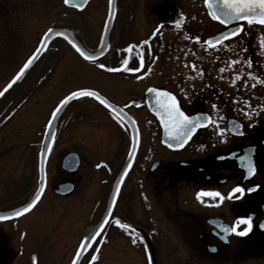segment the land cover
<instances>
[{
	"label": "flooded vegetation",
	"instance_id": "flooded-vegetation-1",
	"mask_svg": "<svg viewBox=\"0 0 264 264\" xmlns=\"http://www.w3.org/2000/svg\"><path fill=\"white\" fill-rule=\"evenodd\" d=\"M35 3L36 0H0V38H15L22 6ZM181 14L184 20L177 28L173 21L178 20ZM52 24L71 26L69 22L62 21H53L48 26ZM234 24L223 25L212 19L204 0H119L110 50L103 58L87 62L64 39L55 37L42 59L43 62L54 40L63 42L67 50L59 54L56 67L46 72L48 81L42 86L59 89L61 84L53 79L65 82L68 75L63 67H74L78 62L82 71L94 82L78 87L95 89L126 109L135 118L141 138L143 134L158 135L160 138L164 131L161 123L146 107L145 92L149 87L171 91L182 110L189 115L210 114L218 120L219 127L224 128H232L236 122L241 125L235 131L225 132L223 137L217 135L216 126L200 128L181 149H169L159 143L171 156L158 160L148 158L146 168L151 163L149 173L145 169L147 175L142 180L148 189L142 192V197L147 215L152 220L151 230H160L161 223L156 218L161 217L166 231H176L171 243L160 239L142 240L151 257L159 254L154 248L150 250L156 244L162 249L164 259V252L167 253L165 249L169 246L171 253L168 257L181 258L187 263L214 260V257L232 260V256L239 254L244 247L241 245L242 236L229 233L227 239H223V232L216 225L231 226L237 217L246 215L251 205L259 208L264 203V145L260 143L264 135V119L257 115L263 93L259 83L247 76V72L251 71L264 78V49L260 46L264 25L242 22L245 30L238 36L226 39L216 47L203 43ZM77 35L82 38L78 32ZM196 36L200 37L199 41L193 39ZM144 40L149 41L148 45H141L140 42ZM97 43L98 39L93 47ZM129 44L140 45L143 49L144 67L139 72L107 70L119 68L125 58L129 60L128 67H140L136 55L139 49L134 48L131 53L125 51ZM149 48L151 55L148 54ZM4 50L1 48L0 53ZM249 59L251 67L244 62ZM232 60L238 63L229 66ZM101 63L106 64L107 68L101 69ZM237 73L240 79L233 84V76ZM73 74L75 76V69ZM50 77L53 79L49 84ZM253 84L256 85L254 88ZM72 89L51 100L49 106L45 104L44 96H28L16 106V109H23L21 118L17 120L13 117L15 113L8 112L13 101L8 110L0 115V147L4 145V139L11 140L8 142L9 148L4 151L18 154L15 158L0 157V210L20 207L34 194L39 181L37 150L43 128L57 102ZM18 96L19 93L14 100ZM150 97L152 100V95ZM32 98L37 100L31 106L25 104ZM213 104L217 105L216 109H213ZM242 109L251 115H245ZM38 121H41V126L36 136H29L25 140L30 134V126H35ZM127 143L124 125L97 101L82 97L72 103L60 122L46 159V186L41 199L28 213L0 221V264H33V255L37 258L36 264H69L88 220L99 206L125 153ZM252 146H255L252 155L255 172L245 177L244 171L238 167V160L243 149ZM89 153L93 154V159L87 156ZM231 153L235 155L230 156ZM137 155L122 182L110 219L114 221L118 218L130 224L134 231H139L135 224L132 176ZM68 156L70 158L67 159ZM221 156L225 158L219 159ZM65 157L68 162L64 165ZM101 161L107 166L97 168ZM153 162H157V165L151 169ZM237 184L259 187L238 200L228 198V192ZM201 189L217 190L225 199L217 203L218 198L204 197L208 203H202L196 198V192ZM263 218L264 211L260 209L253 219L251 230V233L255 231L258 234L262 244L264 231L259 230L256 224ZM132 230L121 229L110 222L96 245L100 242L110 243L111 239L104 240L102 237L105 233L112 235L113 231H119L123 241L130 242L127 246L131 247V240L125 236H131ZM246 236H250V233ZM113 242L119 243V240L116 238Z\"/></svg>",
	"mask_w": 264,
	"mask_h": 264
},
{
	"label": "rangeland",
	"instance_id": "rangeland-1",
	"mask_svg": "<svg viewBox=\"0 0 264 264\" xmlns=\"http://www.w3.org/2000/svg\"><path fill=\"white\" fill-rule=\"evenodd\" d=\"M21 14L19 19L18 28L16 31L15 38L6 39L0 38V49L5 50L0 53V87L3 83L8 80L19 68L26 57L31 53V51L36 46L39 39V35L53 21L69 22L72 27L76 29L79 36L83 39L82 41L87 44L88 47H93L98 39L100 33L101 25L105 16L106 11V0H90L88 4L82 10H75L71 8H66L63 5L62 0H36L35 4H24L21 8ZM16 47V49H14ZM56 49V51H54ZM67 46L63 42L56 39L52 42L50 50L47 53L42 64L39 65L36 72H34L28 80L25 82L19 96L13 101V106L8 112L15 113L14 120L16 118H21V111L23 109H16V106L21 100H24L30 95L38 94L40 97L44 96L46 99L45 104L47 106L51 104V100H55L59 95L66 92L69 89L76 88L80 85L93 84L90 77L86 75L81 69V65L77 62L76 66L66 65L63 67L64 73L68 75L67 80L61 82V80H54L51 78L50 82L53 81L61 84V87L52 90L43 87L42 83L48 81L49 75L46 74L52 68H55L58 64V57L60 53L65 52ZM263 65H264V54H263ZM75 69V76L73 74ZM264 69V67H263ZM74 76V78H73ZM70 78V79H69ZM38 79V80H37ZM40 79V80H39ZM91 81V82H90ZM55 83V84H56ZM260 85V90L263 93L262 100L258 104L257 115L259 118L264 119V85ZM49 86V85H48ZM40 97L38 99H40ZM37 99L32 98L25 104L31 106ZM29 113L27 116H29ZM8 115V113H7ZM13 120V121H14ZM41 121L35 123V126L31 125L30 134L26 136L29 139L32 135L36 136L38 130H40ZM40 123V125H39ZM13 132V129H11ZM30 136V137H29ZM5 138H8L7 136ZM159 136L151 134H143L141 138V143L139 146V153L134 166L133 180L135 188V224L139 231H136L142 237L150 239H160V241L170 242L175 236L176 231L174 229L166 231L164 228V222L156 218L158 223H161L160 230H151L150 224L152 220L147 215V208L144 205V200L142 197V192L146 191L145 183H143V177L146 173H149L150 164L146 168L148 158L160 159L163 156H171L170 153L164 150L159 144ZM11 141V140H10ZM8 139H4L5 142L2 147H0V157L1 158H15L18 154L14 155L15 152L7 153L5 148H9L10 142ZM13 141V140H12ZM13 145V144H12ZM11 151V150H8ZM88 157L93 159V154H87ZM89 170L88 167H85ZM146 169V173H145ZM174 218V215H171ZM154 218V216L152 217ZM165 221V220H164ZM167 221V220H166ZM165 221V222H166ZM242 227V226H241ZM157 229V228H156ZM155 229V230H156ZM250 236H242L241 252L232 256V260H219V257H214V260H199V261H188L189 264H264V243L262 244L261 238L255 231L249 232ZM107 234V235H106ZM121 232L113 231L112 235L109 232L105 233L102 237L104 240L111 239L110 243L100 242L91 250V254L97 255L98 259L93 262V264H149V258L147 254V249H145L144 243L137 237L132 235L126 238L130 239L132 242L133 238L137 239V243L129 247L127 244L130 242L123 241L120 236ZM119 240V243L113 242L114 239ZM123 242H122V241ZM166 242V243H167ZM264 242V241H263ZM102 243V244H101ZM72 244V250H73ZM169 243H167V246ZM154 247H150V250H156L157 255L153 256L150 261L151 264H188L186 261H181V258H170L168 254L171 253V247L165 249L166 259L162 255V249L156 244ZM263 246V247H262ZM262 247V248H261ZM153 253V252H152ZM90 259V256H88Z\"/></svg>",
	"mask_w": 264,
	"mask_h": 264
},
{
	"label": "snow or ice",
	"instance_id": "snow-or-ice-1",
	"mask_svg": "<svg viewBox=\"0 0 264 264\" xmlns=\"http://www.w3.org/2000/svg\"><path fill=\"white\" fill-rule=\"evenodd\" d=\"M87 0H83L82 3H78L75 6L77 8H82L84 6V3H86ZM65 4L72 3V0H64ZM112 0H109V5H111ZM205 6L210 9L209 15L214 19L219 21L221 24L229 25L233 21H245L248 25H252L254 23L259 25H264V0H204ZM184 20L183 14L180 15V18L178 20L173 21L175 26L177 28L181 27V24ZM244 25L237 23L234 24L231 28H228L227 30L220 32L219 34L209 37L207 40L203 41L205 45H209L212 47H216L219 44H221L224 40L230 39L232 37L238 36L240 33L244 31ZM53 34L58 36H66V33L64 32H56L53 28H48L47 31L44 32L39 45L36 47V49L32 52V54L27 58V60L23 63V65L18 69V71L15 73V75L7 82V84L0 89V97L4 96L5 93L9 91L15 85L18 81H20L26 74V72L29 70V68L33 65V63L38 59L40 53L44 51L47 47V41L50 36ZM153 35H156V32H153ZM196 41L200 40L199 36L193 37ZM72 43V46L75 48V50L80 54V56L84 57L87 60L95 61L96 55H93L92 53H89L85 51L75 40H70ZM141 45H148L149 41L144 40L140 42ZM261 49H264V37L261 38ZM139 49V51L136 52V55L139 57V63L140 67L134 68V67H128L129 60L128 58H125L121 61L119 68H107L106 64H99V67L101 69L107 68L109 71H120L124 70L127 72H139L141 68L144 67V51L140 47V45H132L129 44L127 46V49L125 51L131 53L133 49ZM148 54L151 55V49L149 48ZM100 55H103V53H100ZM246 64L251 67V60L244 61ZM238 63V61L232 60L230 61L229 66L232 64ZM150 67V66H149ZM193 68H195V65H192ZM224 69H221L223 71ZM202 71V70H201ZM247 76L250 78L255 79L259 84L264 85V78H261L260 76L254 75L253 72L249 71L247 72ZM137 79H140L139 76H137ZM240 79L239 74H235L232 79V83L235 84L237 80ZM247 83V81H245ZM256 85L253 84L252 87L254 88ZM147 91L152 95V100L154 101V104L152 105L156 116L159 118V121L164 129V135L167 139L164 140V143L167 145L168 148L171 149H181L183 148L188 142L192 139L193 135L197 132L200 128H205L209 126H216L217 135L223 137L225 132L228 131H235L236 129L240 128L241 125L236 122L232 128H224L219 127V122L217 119H214L212 115L207 113H197L195 115H189L185 111L182 110L180 103L177 100V97L168 90H164L157 87H149ZM80 97H94L101 105H104L106 108L111 110L112 116L121 124H124L125 120L133 126L132 131L133 134L131 136V143L128 150V159L127 163L123 167V169L120 171L118 178L116 179V183L114 186V189L111 194V201L110 205L107 208L106 214L103 216V221L99 223L97 227H95L91 234L85 236L81 241L79 242V246L74 254V257L71 261V264H93L98 257L95 254L89 253L90 259L88 256H85L84 253L88 252L89 247H94V245L91 244V241H96L98 237L102 235V230L105 228V225L114 222L116 225H118L121 229L125 230H132V226L128 223L122 222L120 219L110 220L111 213H112V207L116 203L117 194L120 191L121 184L124 181L125 176L127 175L129 169L132 167L133 159L136 153V150L138 148L139 144V134L138 129L135 127L136 121L134 119H131L127 116V113L124 111V108L112 104L106 97H104L100 92L91 89V88H78L76 90L70 91L67 95H65L62 99L59 100L55 108L52 110L50 118L47 122L48 127H51L52 121L57 117L58 113L63 109L65 105H68L71 101L74 99H78ZM135 103V102H132ZM247 104L248 102L245 101ZM213 109H216L217 105H212ZM262 108H264V105H261ZM245 111V115H251V113ZM255 112V109L252 110ZM242 134V133H241ZM49 135H51L53 138L55 137V132H50ZM48 150H51L52 143H48L46 145ZM201 148L204 147V145H200ZM230 155H235V153H231ZM224 156L219 157V159H224ZM239 159L243 162V167L247 171V175L250 177L255 172V165L251 159V157L248 156L247 153H245L243 156H240ZM102 165L107 166L104 164L103 161H101L100 164H97L96 167L99 168ZM155 167V165H153ZM40 184L35 189L34 194L32 195L31 199L22 204L20 207H17L15 209H12L6 213H0V221H6L11 220L16 217H20L26 213H28L30 210L34 208V206L37 205L38 201L41 199L42 194L45 190V176H44V160L43 156L40 161ZM259 187L258 185L253 187H244L240 184H237L231 190L228 192L227 197L230 199L238 200L242 198L245 193H250L256 190V188ZM238 194V195H237ZM204 197L209 198H218L216 200L217 203L222 202L225 197L224 195L217 191V190H204L201 189L196 192V198L200 200L202 203H208V201L204 200ZM215 223V222H213ZM243 226V227H241ZM216 227L220 228V230L224 233H233L238 236H246L253 227V217L251 215L246 216H239L236 218L235 222L231 226L226 225H216ZM261 229H264V223H261L259 225ZM131 235L133 237L139 238V240H143V237L140 236V234L134 230L131 231ZM223 239H227V236H223ZM132 243H137V239L133 238ZM147 247V246H146ZM83 257V260L81 259ZM33 264H36L37 258L35 255H33ZM149 264H151V261H149Z\"/></svg>",
	"mask_w": 264,
	"mask_h": 264
},
{
	"label": "water",
	"instance_id": "water-1",
	"mask_svg": "<svg viewBox=\"0 0 264 264\" xmlns=\"http://www.w3.org/2000/svg\"><path fill=\"white\" fill-rule=\"evenodd\" d=\"M89 0H87L86 3H84V6L88 3ZM118 1L119 0H112V3L111 5H109V0H107V5H106V13H105V18H104V21H103V24H102V27H101V32H100V36H99V40H98V43H97V46L93 49H88L84 43L82 42V40L78 37L77 35V32L74 28L68 26V25H61V24H52L50 25L48 28H53L55 29L56 32H64L66 33V36H58V35H55L53 34L52 36L49 37L48 41H47V47L49 45V43L55 38V37H61L63 38L74 50L75 48L72 46V43L70 42V40H75L85 51L89 52V53H92L93 55H96V60H99L101 59L102 57H104L106 55V53H108L109 49H110V45H111V36H112V31H113V27H114V21H115V17H116V12H117V6H118ZM64 2V0H63ZM83 0H72V3L70 4H65L67 6H70V7H74L78 10H81L82 8H84V6L82 8H77L75 5L78 4V3H82ZM205 5V3H204ZM206 7V6H205ZM207 12H208V15H209V11L210 9L207 8ZM210 16V15H209ZM211 17V16H210ZM212 18V17H211ZM242 22H245V21H233L232 23H242ZM231 23V24H232ZM224 25V24H223ZM47 28V29H48ZM47 29L45 31H47ZM44 31V32H45ZM44 32L41 34L40 38H39V41L36 45V47L39 45L40 43V40L44 34ZM215 36V35H214ZM36 47L33 49V51L36 49ZM46 47V48H47ZM32 51V52H33ZM46 49L44 51H42L38 57V59L33 63V65L29 68V70L26 72L25 76L20 80L18 81L15 85H13V87L11 89H9V91L7 93H5L4 96L0 97V115L3 113V111L8 107V105L12 102V100L15 98V96L18 94V92L21 90L22 86L24 85V83L28 80V78L30 77V75L33 73V71L37 68V66L39 65L41 59L43 58L44 56V53H45ZM32 52L29 54V56L32 54ZM75 52L80 56V54L75 50ZM100 53H103V55H100ZM28 56V57H29ZM27 57V58H28ZM81 58H83L84 60L88 61V62H94V61H90V60H87L85 59L84 57L80 56ZM27 58L25 59V61L27 60ZM24 61V62H25ZM23 62V63H24ZM22 63V65H23ZM21 65V66H22ZM20 66V67H21ZM19 67V68H20ZM18 71V70H17ZM16 71V72H17ZM15 72V73H16ZM14 73V75H15ZM13 75V76H14ZM12 76V77H13ZM11 77V78H12ZM10 78V79H11ZM9 79V80H10ZM8 80V81H9ZM7 81V82H8ZM7 82L5 83V85L7 84ZM4 85V86H5ZM3 86V87H4ZM2 87V88H3ZM1 88V89H2ZM81 88H88V87H81ZM78 89V88H76ZM74 89V90H76ZM92 89V88H91ZM95 90V89H94ZM73 91V90H71ZM97 91V90H96ZM69 93V92H68ZM67 93V94H68ZM66 94V95H67ZM146 94V106L148 108V110L156 117V119L159 121V118L156 116V113L152 107V105L154 104V101L150 100L151 97L149 98L150 95H153V94H150L147 90L145 92ZM103 95V94H102ZM65 96V95H64ZM63 96V97H64ZM104 96V95H103ZM62 97V98H63ZM105 97V96H104ZM61 98V99H62ZM82 97L78 98V99H74L73 101H71L68 105H65L63 107V109L58 113L57 117L52 121V124H51V127L49 128L48 125H47V122L50 118V115L45 123V126L43 128V131H42V134H41V139H40V143H39V147H38V150H37V175L39 177V181H38V186L40 184V161H41V158L43 156V160H44V176H45V164H46V159L48 157V154L50 152V150L47 149L46 145L48 143H52L53 144V141L55 139V137L53 138L51 135H49L50 132H55V136H56V133H57V130H58V127L60 125V122L62 121V118L64 117L66 111L68 110V108L72 105V103L78 101L79 99H81ZM92 99H94L95 101H97L94 97H90ZM107 98V97H106ZM108 99V98H107ZM109 100V99H108ZM110 101V100H109ZM59 102V101H58ZM57 102V103H58ZM99 103V101H97ZM112 104L114 105H117L119 106L118 104L110 101ZM100 104V103H99ZM57 105V104H56ZM55 105V106H56ZM101 105V104H100ZM108 113L111 114V110L106 108L104 105H101ZM121 107V106H120ZM55 108V107H54ZM53 108V109H54ZM123 108V107H122ZM52 109V110H53ZM124 111L127 113V116L130 117L131 119H134L135 118L126 110L124 109ZM52 112V111H51ZM112 115V114H111ZM136 121V120H135ZM160 122V121H159ZM124 127L126 129V132H127V138H128V145H127V150L124 154V156L122 157V159L120 160L108 186L106 187L104 193H103V196H102V199H101V202L99 204V206L97 207V209L94 211V213L92 214V216L90 217V219L88 220V223L80 237V240L79 242L81 241V239H83L85 236L89 235L92 233L93 229L95 227H97L99 225V223H101L103 221V216L106 214L107 212V208L109 207L110 205V201H111V194H112V191L114 189V186H115V183H116V179L118 178V175L120 173V171L123 169V167L125 166V164L127 163V159H128V150H129V147H130V143H131V136L133 134V131H132V125L127 121V119L125 120L124 122ZM135 127L138 129V134H139V143H140V132H139V128H138V125H137V122H136V125ZM167 139L164 135V131L161 133L160 135V143L164 146L167 147V145L164 143V140ZM260 143L262 145H264V135L262 136V139L260 141ZM138 147H139V144H138ZM168 148V147H167ZM254 148L255 146H252V147H248L247 149H243V152H242V155L243 156L245 153L248 154L249 157H251L252 161H253V158H252V155L254 153ZM171 149V148H169ZM138 151V148L136 150V153ZM136 153H135V156H136ZM73 156V155H72ZM135 156H134V159H135ZM231 156V155H230ZM70 158V156L67 157V159ZM65 159L63 160V163L64 165L66 164V162H68V160ZM133 159V161H134ZM238 167L241 168L243 171H244V174H245V177H249L247 175V171L246 169L243 167V162H241V160L239 159L238 160ZM254 163V161H253ZM153 165H157V162H154L151 166V169H153ZM74 167V166H73ZM72 167V168H73ZM118 196V194H117ZM113 208L114 206L112 207V211H113ZM262 209L264 211V203H262L260 205L259 208H254L252 205L250 206L248 212L246 213V215H251L254 219L256 213ZM12 210V209H11ZM10 211V209H2L0 210V213H6ZM112 214V213H111ZM245 215V216H246ZM111 219V217H110ZM211 222L213 223V221L211 220ZM261 223H264V218L262 220H260L257 224H256V227L261 230V231H264V229H261L259 227V225ZM228 226V225H226ZM104 230V229H103ZM102 230V232H103ZM229 233H224L223 232V236L224 235H228ZM99 238V237H98ZM97 241V240H96ZM96 241H91V244L94 245ZM79 242L74 250V253L71 257V260L69 262V264H71V261L74 257V254L79 246ZM92 247H89L88 249V252L87 253H84L85 256H88L89 252L91 251ZM83 260V257L81 258Z\"/></svg>",
	"mask_w": 264,
	"mask_h": 264
},
{
	"label": "bare ground",
	"instance_id": "bare-ground-1",
	"mask_svg": "<svg viewBox=\"0 0 264 264\" xmlns=\"http://www.w3.org/2000/svg\"><path fill=\"white\" fill-rule=\"evenodd\" d=\"M48 49V48H47ZM47 51V50H46Z\"/></svg>",
	"mask_w": 264,
	"mask_h": 264
}]
</instances>
